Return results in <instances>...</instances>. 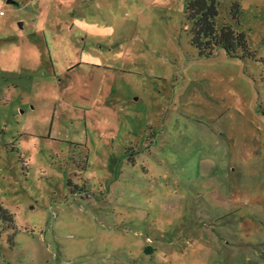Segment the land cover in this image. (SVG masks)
<instances>
[{"label": "rangeland", "instance_id": "obj_1", "mask_svg": "<svg viewBox=\"0 0 264 264\" xmlns=\"http://www.w3.org/2000/svg\"><path fill=\"white\" fill-rule=\"evenodd\" d=\"M187 1L0 0V264H264V0Z\"/></svg>", "mask_w": 264, "mask_h": 264}, {"label": "trees", "instance_id": "obj_2", "mask_svg": "<svg viewBox=\"0 0 264 264\" xmlns=\"http://www.w3.org/2000/svg\"><path fill=\"white\" fill-rule=\"evenodd\" d=\"M219 0H188L185 3L184 14L190 23L191 45L197 50L201 59L214 55L215 51L222 50L230 58L254 60L253 51L243 32H235L230 25L218 23ZM242 9L238 0L230 4V17L236 25H240ZM1 218L11 223L10 215L0 207Z\"/></svg>", "mask_w": 264, "mask_h": 264}, {"label": "water", "instance_id": "obj_3", "mask_svg": "<svg viewBox=\"0 0 264 264\" xmlns=\"http://www.w3.org/2000/svg\"><path fill=\"white\" fill-rule=\"evenodd\" d=\"M7 3H11V4H14V1L13 0H7Z\"/></svg>", "mask_w": 264, "mask_h": 264}, {"label": "built area", "instance_id": "obj_4", "mask_svg": "<svg viewBox=\"0 0 264 264\" xmlns=\"http://www.w3.org/2000/svg\"><path fill=\"white\" fill-rule=\"evenodd\" d=\"M14 1V0H13ZM2 14V13H1Z\"/></svg>", "mask_w": 264, "mask_h": 264}]
</instances>
